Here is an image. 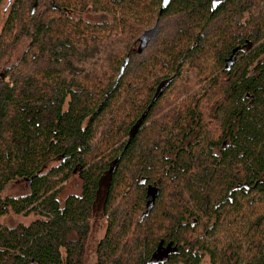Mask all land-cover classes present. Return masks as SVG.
<instances>
[{
	"label": "trees",
	"instance_id": "16d2710c",
	"mask_svg": "<svg viewBox=\"0 0 264 264\" xmlns=\"http://www.w3.org/2000/svg\"><path fill=\"white\" fill-rule=\"evenodd\" d=\"M259 1L8 0L0 218L11 211L36 219L0 222V264H82L99 201L106 227L94 264H200L205 256L209 264H264V16L240 20ZM83 13L113 19L92 25ZM167 17L170 38L149 51L157 33L140 37ZM112 34L124 47L105 63L100 51ZM20 36L28 47L7 65ZM207 52L217 74L158 115L184 64H200ZM207 94L216 135L206 133L200 110ZM73 176L79 192L60 197ZM16 180L28 183L27 194L3 197ZM246 204L260 207L246 219V256L239 243L210 244L220 228L237 225L238 213L230 214Z\"/></svg>",
	"mask_w": 264,
	"mask_h": 264
},
{
	"label": "rangeland",
	"instance_id": "374dc122",
	"mask_svg": "<svg viewBox=\"0 0 264 264\" xmlns=\"http://www.w3.org/2000/svg\"><path fill=\"white\" fill-rule=\"evenodd\" d=\"M7 6H8V0H4L3 3L0 5V34L4 23V19L6 18L7 15ZM256 7L259 9H255L254 7L248 13L243 14L240 20L244 21L250 16V14H257L258 11H261L262 16H264V2H262V0L259 1ZM79 19H81L83 22L87 24L89 23L92 25H99L102 23L110 24L113 18L111 15H108V17L106 16V20H102L101 14L83 13V15L79 16ZM237 20L239 21V16L237 17ZM173 22H174L173 17H167L158 20L157 37L155 40H153V43L148 46L150 47L149 51L152 50V47L158 49L163 41L168 40L170 38L174 30ZM154 25H156V20L153 22V24L148 25L147 28L154 27ZM142 31L143 29L139 32V34H141ZM114 35L115 34L109 36V37L112 36L111 42H107V44L101 47L100 60L105 61V63L107 62V59L105 58L112 57L111 55L112 52L117 51V53H119L122 51L124 47L121 41L118 40L116 41V39L113 40ZM28 44H29V40L25 36H20L17 42L10 48L8 56H6L8 61L6 62L7 65L17 64L21 59L22 54L27 49ZM205 54L206 55L202 58V60L199 59L200 64H198L197 62L195 63V66L192 68H189L187 64L188 61L184 64V67L181 70V74L179 75V78L174 80V82L167 88V91L160 102V106H157V108H155V112L158 115L160 114V110L162 109H163V113H165V110H171L173 107H176L173 103L182 102L185 99H189L191 96L193 97L195 94L198 93L199 88H203L206 85L208 79L211 80L215 76V74H217L216 61L214 57L209 52ZM211 98L213 101L214 97L210 94H207V96L202 100L200 110L203 113V122L206 125V133L216 135L215 125L213 121L210 120L209 118ZM77 183H79V178L76 176L71 177L69 182L62 187L59 196L64 198L67 194L78 193L80 187L79 184L77 185ZM27 192H28V183L23 180H16L9 183L4 188L2 196L20 197L26 195ZM100 205L101 202L99 201L96 203L94 207V213L90 223L89 233L84 245L82 264H94L96 258L95 255L96 246L104 235L106 223L104 218H102L100 215ZM258 212H260L259 206L253 205L252 207H249L246 204L244 207H242L241 210L235 212V214H230V216L233 215L236 216V213H238L237 225L230 227L224 226L223 228H220L216 236L210 240V244L216 243L218 248L222 249L224 248L225 244L239 243L242 246L241 252L244 254L245 257L247 247L251 246L249 244L251 237H250V232H248L247 230L248 226L246 225V219L254 218L255 215L258 214ZM230 216H228V218ZM35 219L36 217L34 215H27V216L16 215L11 211H9L7 214H5L0 218V222L1 225L3 226L15 227L20 224L28 225ZM200 233L201 232L198 229L197 234ZM200 264H209L208 258L205 256Z\"/></svg>",
	"mask_w": 264,
	"mask_h": 264
},
{
	"label": "water",
	"instance_id": "95a60500",
	"mask_svg": "<svg viewBox=\"0 0 264 264\" xmlns=\"http://www.w3.org/2000/svg\"><path fill=\"white\" fill-rule=\"evenodd\" d=\"M218 3H219L218 1L217 2L213 1V3H212V10L215 9V6ZM157 27H158V25L156 24L152 29H149V30L143 32L142 36L140 37V42L143 43V41L146 38H151L152 36H154L157 33Z\"/></svg>",
	"mask_w": 264,
	"mask_h": 264
}]
</instances>
